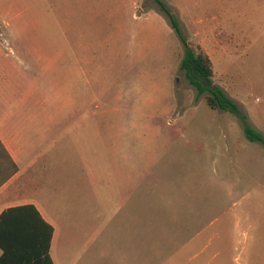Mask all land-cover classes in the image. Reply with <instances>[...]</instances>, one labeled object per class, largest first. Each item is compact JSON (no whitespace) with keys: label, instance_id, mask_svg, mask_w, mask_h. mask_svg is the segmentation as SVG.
<instances>
[{"label":"rangeland","instance_id":"rangeland-1","mask_svg":"<svg viewBox=\"0 0 264 264\" xmlns=\"http://www.w3.org/2000/svg\"><path fill=\"white\" fill-rule=\"evenodd\" d=\"M163 2L183 41L155 0H0V113L22 137L12 147L28 144L29 125L33 144L58 145L39 124L69 117L49 183L95 180L90 169L117 154L166 216L180 214L182 231L198 233L196 245L218 248L223 263L264 264V142L211 109L180 69L187 48L208 54L212 87L264 136V0ZM95 118L126 127L115 153Z\"/></svg>","mask_w":264,"mask_h":264},{"label":"crops","instance_id":"crops-1","mask_svg":"<svg viewBox=\"0 0 264 264\" xmlns=\"http://www.w3.org/2000/svg\"><path fill=\"white\" fill-rule=\"evenodd\" d=\"M7 114L0 113V126H5L0 141L18 169L13 171L10 162L7 171L0 173V219L11 208L33 205L53 232L48 262L44 255L47 230L42 221L33 212L7 214L1 220L0 242L4 246L0 247V264H193L206 252L210 255L196 264H229L228 260L222 262L218 248L208 243L196 245L197 232L182 231L180 214L166 216L164 204L150 198L147 189L132 180L131 169L115 164L117 154L111 164L90 169L96 173L95 180L49 183V167L61 164V130L68 127V134L74 123L69 117L48 122L44 118L39 127L59 142L48 146L44 141V148H39L37 141L32 143L36 129L29 125L28 137L23 139L29 145L15 142V152L11 142L22 139L21 131H14ZM95 121L106 127L101 129L108 131L113 141L105 147L115 153L117 142H126V127H117L105 118ZM108 152L105 157L110 161ZM42 192L43 201L39 197ZM166 220L172 229L165 228ZM182 236L188 238L183 243Z\"/></svg>","mask_w":264,"mask_h":264},{"label":"trees","instance_id":"trees-1","mask_svg":"<svg viewBox=\"0 0 264 264\" xmlns=\"http://www.w3.org/2000/svg\"><path fill=\"white\" fill-rule=\"evenodd\" d=\"M161 10L167 15L174 31L178 35V37L183 41V35L181 33V29L179 27L178 21L172 11L167 7V5L163 2V0H155ZM180 69L185 72L187 79L190 84L193 85L199 95H203L207 93L206 103L213 110H223L235 115L243 125V130L246 138L251 142H264V136L253 129L251 125L248 123V117L241 110L240 106L230 98L221 88L212 87V77H213V68L212 62L208 54L204 51H200L199 53L195 52L193 49L187 48L182 59ZM9 162H8V161ZM13 165V171H16L18 168L10 158L7 153L4 145L0 141V173H5L8 168H6L9 164ZM2 175V174H0ZM30 213L33 212L37 218L40 219L39 213L33 205L20 206L16 208H11L6 211L1 219H0V228L2 225L3 218L10 213ZM4 216V217H3ZM47 230V238H46V249L44 255L48 262H50L49 258V248H50V233L52 234L53 229L50 225L46 224L42 218L40 219ZM43 237V236H42ZM4 246L0 242V247Z\"/></svg>","mask_w":264,"mask_h":264}]
</instances>
